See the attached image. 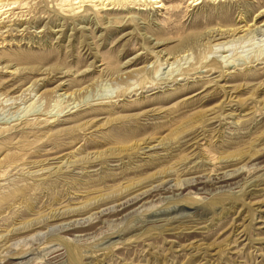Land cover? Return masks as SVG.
<instances>
[{
	"label": "rangeland",
	"instance_id": "obj_1",
	"mask_svg": "<svg viewBox=\"0 0 264 264\" xmlns=\"http://www.w3.org/2000/svg\"><path fill=\"white\" fill-rule=\"evenodd\" d=\"M105 1L0 16V264H264V0Z\"/></svg>",
	"mask_w": 264,
	"mask_h": 264
},
{
	"label": "bare ground",
	"instance_id": "obj_2",
	"mask_svg": "<svg viewBox=\"0 0 264 264\" xmlns=\"http://www.w3.org/2000/svg\"><path fill=\"white\" fill-rule=\"evenodd\" d=\"M24 1L25 0H0V16H2V14L7 13L9 9L15 6V4H21ZM102 1H105V0H102ZM153 1H158V0H153ZM194 1H196V4H199L201 3L202 0H194ZM12 5L14 6L11 7ZM6 7H9V8H6Z\"/></svg>",
	"mask_w": 264,
	"mask_h": 264
}]
</instances>
